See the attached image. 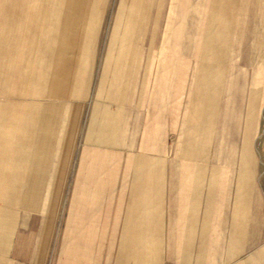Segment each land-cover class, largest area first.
I'll return each instance as SVG.
<instances>
[{"label": "crops", "instance_id": "crops-1", "mask_svg": "<svg viewBox=\"0 0 264 264\" xmlns=\"http://www.w3.org/2000/svg\"><path fill=\"white\" fill-rule=\"evenodd\" d=\"M110 2L0 0V8L21 5L30 14L36 5L57 10L65 21L56 33L44 28L38 50L30 28L27 44L9 34L23 43L12 48L6 76L0 40V264H264L259 159L212 154V127L195 119L196 84L205 76H181V66H198L203 20L227 1L115 0L99 44ZM197 3L199 27L190 16ZM98 4L100 13L86 10ZM184 4L187 19L180 18ZM243 4L235 1L234 42L252 132L264 25L260 11L244 34ZM186 51L194 52L191 61ZM216 65L222 70L224 61ZM219 73L211 96L225 93ZM260 77L264 84V56ZM210 100L206 111L198 103L199 115L210 114Z\"/></svg>", "mask_w": 264, "mask_h": 264}, {"label": "rangeland", "instance_id": "rangeland-1", "mask_svg": "<svg viewBox=\"0 0 264 264\" xmlns=\"http://www.w3.org/2000/svg\"><path fill=\"white\" fill-rule=\"evenodd\" d=\"M114 1L115 0L106 5L107 13L104 14V17L101 21L102 30L100 34L99 44H102L106 41L114 10L118 6ZM226 1V4L219 3L217 5L219 7V10L220 6L222 8L225 6L223 8V12L213 14L212 19L203 20V24L205 26L204 34L201 36V38H199V35H196L195 37L196 43L198 41L195 51L196 58H193V51L185 52L187 56L189 55V61H191V59L193 58V61L197 63L198 66H193L194 63H190L189 66H181V76L188 77L196 75V77L202 78L205 76V78H203V80L205 81L204 84H196V124L198 127L202 125L206 128H208L209 124L211 125L213 130V155H244L248 157H258V180L260 182L261 196L264 197V84L262 82V78L260 77L261 60L264 56V52L261 50L262 43H264V30H262L261 28V32L259 33V51L256 55L255 60L257 65L254 66L255 68L253 71V79L254 81H257V83L254 85L255 89H253L250 93L251 95L249 100L251 101L250 106L253 108V110H251L252 113L248 117L249 120L253 119V123L251 125V128L253 130L251 132L250 124H247V110L245 109V107H242L241 92L239 90V85L241 86L243 81L241 68L243 66V60L241 61L242 53H240L239 68L237 62V56L239 58V53H237V46L234 42L235 27L238 20L237 18H235V16H237V11L239 9L235 7L236 0ZM243 1L245 13L243 15H240V19L244 22V28L241 30L244 31V34H247L249 33L250 29H252L251 25L254 15L256 16L257 21H259L258 18L260 11H262V26L264 25V0ZM185 5L186 4L180 5V18L187 19L189 18V11L186 7H184ZM101 6L103 5H92V8L94 7L93 9L89 8L86 10H92L94 13H100L99 11ZM195 6L191 7L192 10L190 11V16H192L191 18H193V16L196 17L195 22L197 23V27H199L198 25H200V21L197 22V18L200 14V9H198V3ZM69 7L72 6L69 5ZM79 9L80 5L78 6V10ZM80 10L82 11V8ZM29 11V9H24L21 5H17L16 7L12 8H0V13L7 14L6 16L3 15L2 17H0V40L3 46L2 60L3 72L5 73V76L11 69L13 49H16L17 47H19V44L21 45L23 43V41L19 39H17V41H13L12 36H9V34L15 33V31L18 32L17 34H22L25 39H23L24 43L27 44V36L25 37L24 33H26L30 28V33L32 34L30 36V44H35L36 49L38 50L39 45L44 42V28H49L54 31V29L56 30L61 27V22L65 23V21L61 20L60 15L52 14L56 12L58 13L57 10L50 11L49 9H40L38 8V5H36V7L31 10L33 11L32 14H30ZM30 20V25H27V21ZM248 28L250 29L248 30ZM54 33L56 32L54 31ZM52 38V42H54L55 37L52 36ZM191 43L192 41L190 38L187 42L185 41V44L187 46H191ZM37 54L38 51L36 52V55ZM228 55H230L229 58ZM225 58H228V60L225 61ZM198 60L200 62H198ZM221 60L224 61L222 70L219 69L216 65L220 63ZM203 63L204 65L207 63V67L203 66ZM220 71L223 72V75L226 78L227 84L225 85V93L222 95L214 94L213 96H211V93L217 91L219 88L218 83L220 81ZM198 81L199 80H197V82ZM181 87L187 88V84H181ZM198 88H201V95L199 94ZM210 99L213 100L210 114H208V116L206 115L205 117L203 115H199L198 103L200 102L202 108H205L207 105H209L211 101ZM46 101L51 102L49 100ZM218 101H221L220 107L217 104ZM42 102H45V100L42 99ZM187 104V98H185L181 105V109L184 114ZM255 111H258V114L253 116V113ZM235 140L238 145L236 148L230 146V144H232ZM241 140L244 142V145L253 146L240 147L239 145ZM222 143L224 144V146L221 147L220 144ZM227 144H229V146ZM244 167H251V164H245ZM260 211L264 214L262 203L260 206Z\"/></svg>", "mask_w": 264, "mask_h": 264}, {"label": "bare ground", "instance_id": "bare-ground-1", "mask_svg": "<svg viewBox=\"0 0 264 264\" xmlns=\"http://www.w3.org/2000/svg\"><path fill=\"white\" fill-rule=\"evenodd\" d=\"M76 6H78V5H74V6L72 7V11H76Z\"/></svg>", "mask_w": 264, "mask_h": 264}]
</instances>
